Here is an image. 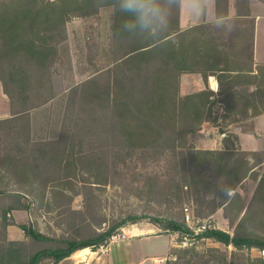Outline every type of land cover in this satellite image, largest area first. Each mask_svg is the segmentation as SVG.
<instances>
[{
    "label": "trees",
    "instance_id": "1",
    "mask_svg": "<svg viewBox=\"0 0 264 264\" xmlns=\"http://www.w3.org/2000/svg\"><path fill=\"white\" fill-rule=\"evenodd\" d=\"M121 2L0 0V83L11 109V118L0 121V130L15 133V127L22 123L25 147L28 150L32 146V151L41 157L40 164L21 160V145L15 138L11 139L12 149L6 148L0 156V264H59L78 251L105 245L121 228L141 219L130 217L92 236L73 224L68 226L69 234L60 238L42 235L31 223L19 226L24 241L8 239V228L13 225L11 214L32 209L26 196L33 197L40 208L51 209L66 197L63 190L80 177L83 183L106 186L108 162L119 157L113 150L124 154L122 162L133 156L165 160L167 175L177 183L176 187L185 196L201 195L203 201L213 197L206 216L223 208L224 218L233 229V235L206 228L194 236L185 224L172 217L152 218L164 233L210 240L237 252L264 251V175L249 206L237 193L247 179H257L253 170L264 164V157L252 163L249 154L231 148L230 137H225L222 148L215 151L198 150L190 142L205 123H212L219 134L226 135L232 125L264 114V65L255 66L254 20L249 12L242 14L239 10L242 15L232 18L234 28L230 33L215 23L182 29L181 0H155L164 23L142 30L136 14L122 10ZM228 3L229 0H216L217 16L220 10L226 15ZM103 10L112 14L108 50L103 51L106 64L81 83L82 87L95 88L78 100L88 98L92 107L106 115L103 124L111 148L106 162L97 160L95 154L88 160L82 158L73 141L53 142L41 151L30 141L29 114L56 98L52 70L59 59L60 45L68 39L67 26L73 18H93ZM183 75H200L205 81L215 77L219 91L215 94L207 87L182 95ZM101 79H105L103 85ZM251 86L255 87L252 93ZM89 120V124L98 123L94 115ZM12 185L26 196L9 191ZM224 187L233 190L234 196H225L220 191ZM152 190L148 183L146 194L151 195ZM71 215L85 221L83 213ZM165 264L264 262L236 254L229 258L217 249L201 253L189 248L170 249Z\"/></svg>",
    "mask_w": 264,
    "mask_h": 264
},
{
    "label": "rangeland",
    "instance_id": "2",
    "mask_svg": "<svg viewBox=\"0 0 264 264\" xmlns=\"http://www.w3.org/2000/svg\"><path fill=\"white\" fill-rule=\"evenodd\" d=\"M111 16L109 10H103L96 17L73 18L68 24V39L60 45L59 59L52 70V86L56 98L48 105L29 114L30 141L34 146H40L41 151L44 150L45 145L53 142L73 141L82 158L88 160L89 156L95 154L97 160L106 162L108 150L111 149L103 124L106 115L92 107L88 98L83 102H79L78 98L83 94L93 92L95 87H82L81 83L88 80L96 70L102 69L106 64L103 51L108 50L111 37ZM104 83L105 79H101L100 85ZM0 94L5 98L2 92ZM221 114L220 112L219 115ZM93 115L98 121L96 125L89 124V119ZM10 118L11 109L8 99L5 102L0 100V121ZM254 122L256 120H246V125L240 129L242 132H240L239 142L234 133L237 132V128H240L239 124L229 127L225 135V137H230L231 148L237 152L249 154L248 157L252 163L253 160L264 157V118L257 121L255 127L252 126ZM217 123H220V120H217ZM206 125L209 130H204L203 125L200 133L192 137L190 142L198 150H220L225 137L219 134V129L212 123H206ZM22 126L23 124L19 123L15 127V133H11L6 128L0 130V156L6 148L7 150L12 149L11 139L15 138L16 143L18 139L21 145L19 148L21 160L36 161L40 164L41 157H38L40 154L32 151V146H29L28 150L25 147V135L20 129ZM208 134H212V139L207 137ZM113 152L119 157L117 160L108 162L107 170L104 172L107 178L106 186L83 183L80 177L73 181L69 189L63 190L66 197L57 201L51 209L40 208L39 203L33 197L19 192L15 185L10 186L9 191L21 193L27 199L29 198L32 202V209L30 212L17 211L11 214L10 221L13 225L8 228V239L24 241V235L19 226L31 223L37 226L42 235L49 238H60L69 234L68 226H73V224L80 226L82 232L92 236L94 232L101 233L117 222L130 217H138L141 218L139 221L134 224L128 223L118 233L132 232L136 236L160 237L137 239L134 240L135 243L129 241L130 250L128 251L134 254L136 261L147 255L165 254L170 240L171 249L175 250L194 248L197 252L204 253L217 249L226 253L229 258L236 254L245 259H259L264 262L263 250L244 249L242 252H237L232 247L227 248L210 240H196L193 236L164 233L154 224L152 218L172 217L179 223L185 224L194 236L206 228L221 230L233 235V229L224 218L223 208L212 216H206L213 197H206L203 201L201 195L185 196L176 187L177 183L175 184L167 175L166 166L168 164L165 160L156 162L155 158L152 159L150 156L146 158L133 156L131 160L122 162L120 157L124 154L116 150ZM30 154L34 157H29ZM39 170L45 175L48 174L41 170L40 165ZM253 171L257 179H247L237 190L246 202V206L252 202L259 181L264 175V164ZM81 176L86 178L87 174L82 173ZM93 181V178H90V182L93 183ZM148 183L152 185L151 195L146 194ZM220 202L217 200L218 204ZM74 212L83 213L85 221H79L76 219L79 216L71 215ZM100 221L103 222L101 225ZM109 240L103 246L89 248L90 252L88 251L86 257L89 258L92 253L97 256L104 255L109 262L112 259L119 262L125 257L123 245H110L108 252H102L100 249L101 247L107 248ZM120 246L122 249L119 248ZM168 258L169 253L165 259ZM145 264H152V260L148 259Z\"/></svg>",
    "mask_w": 264,
    "mask_h": 264
},
{
    "label": "crops",
    "instance_id": "3",
    "mask_svg": "<svg viewBox=\"0 0 264 264\" xmlns=\"http://www.w3.org/2000/svg\"><path fill=\"white\" fill-rule=\"evenodd\" d=\"M229 0L228 3V9L226 12V15L229 18L236 17L239 13V10L242 12V14H245V12H249L250 18L254 20V61L255 66L256 65H264V0ZM242 1V2H241ZM205 11L203 14H198L194 10V5L191 3L187 5L180 4V27L182 29H189L198 25H201L203 23L210 24L215 23V19L217 17V10H216V0H203ZM220 15H225L223 10L219 11ZM241 14V15H242ZM181 85V94L182 95H188L193 94L198 91H202L206 89L207 87L215 94L219 91V83L215 77H208V80L205 81L202 76L200 75H183L180 80ZM255 90L254 86L250 87V93H252ZM0 92L3 93L2 86L0 83ZM4 95V93H3ZM5 96V95H4ZM0 100L3 102L7 101V97L3 98V96L0 94ZM264 118V114L260 115L255 118H249L246 119L249 120H256V122L252 123V126L255 127V124L260 119ZM246 120L238 123L240 125V128H237V132H234L235 135L238 138V142L240 139V132H242V129L244 125H246ZM245 122V123H244ZM243 126V127H242ZM204 130H209L207 128L206 123L203 126ZM213 130V129H212ZM211 133V132H210ZM245 134V133H244ZM250 135H253L250 133ZM209 139H212V134H208L207 136ZM240 145V144H239ZM241 147V146H240ZM128 236L127 241L123 243H118L119 245H123V257L118 262L117 260L114 261L113 259L109 260L105 259V256H97L96 254H92L89 258L86 257L89 249H85L82 251H78L74 255H72L70 258H67L63 260L59 264H145L148 259L152 260V264H164L166 259L165 257L168 255L170 249H171V241L169 240V243L166 248V253L162 255H147L143 259H140L136 261L134 258V254L130 250V244L129 241H132V243H135L134 240L137 239H148V238H157L160 236H136L132 232L126 233ZM117 245V244H113ZM112 245V246H113ZM120 249L121 246L119 247ZM97 256V257H96ZM75 259H83V260H75Z\"/></svg>",
    "mask_w": 264,
    "mask_h": 264
},
{
    "label": "clouds",
    "instance_id": "4",
    "mask_svg": "<svg viewBox=\"0 0 264 264\" xmlns=\"http://www.w3.org/2000/svg\"><path fill=\"white\" fill-rule=\"evenodd\" d=\"M189 3L195 6L194 10L198 14L204 13L205 6L203 0H181L182 5H187ZM121 8L126 12L136 14L139 26L142 30L149 29L152 24L163 25L164 23L161 9L155 4V0H122ZM215 26H223L225 27L226 32L230 33L234 28V21L226 15H218L215 19ZM220 191L229 198L234 196V192L230 188L224 187L220 189Z\"/></svg>",
    "mask_w": 264,
    "mask_h": 264
},
{
    "label": "built area",
    "instance_id": "5",
    "mask_svg": "<svg viewBox=\"0 0 264 264\" xmlns=\"http://www.w3.org/2000/svg\"><path fill=\"white\" fill-rule=\"evenodd\" d=\"M225 137V135H223ZM128 236L125 232L122 233H116L114 235L111 236L110 240H109V245L106 247H101V251L102 252H108L109 250V246L113 245V244H118V243H123L125 241H127ZM105 249V251H104ZM262 254L264 255V252H262Z\"/></svg>",
    "mask_w": 264,
    "mask_h": 264
}]
</instances>
